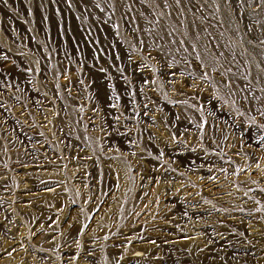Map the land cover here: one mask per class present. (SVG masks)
Listing matches in <instances>:
<instances>
[{"label":"rangeland","instance_id":"1","mask_svg":"<svg viewBox=\"0 0 264 264\" xmlns=\"http://www.w3.org/2000/svg\"><path fill=\"white\" fill-rule=\"evenodd\" d=\"M0 264H264V0H0Z\"/></svg>","mask_w":264,"mask_h":264},{"label":"bare ground","instance_id":"2","mask_svg":"<svg viewBox=\"0 0 264 264\" xmlns=\"http://www.w3.org/2000/svg\"><path fill=\"white\" fill-rule=\"evenodd\" d=\"M136 255V254H135Z\"/></svg>","mask_w":264,"mask_h":264}]
</instances>
